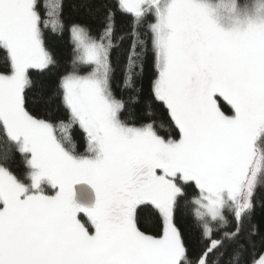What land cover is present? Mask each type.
<instances>
[{
	"label": "snow or ice",
	"instance_id": "1",
	"mask_svg": "<svg viewBox=\"0 0 264 264\" xmlns=\"http://www.w3.org/2000/svg\"><path fill=\"white\" fill-rule=\"evenodd\" d=\"M98 11L99 32L68 29L73 58L56 89L66 122L54 123L27 96L33 72L56 67L45 29L55 17L63 33L62 0H0V264H254L249 250L264 244L253 219L264 187V0H104ZM120 16L131 18L122 86L135 92L149 55L156 68L140 114L113 90ZM165 122L175 138L161 134ZM73 125L83 153L66 135ZM17 154L25 178L10 166Z\"/></svg>",
	"mask_w": 264,
	"mask_h": 264
},
{
	"label": "trees",
	"instance_id": "2",
	"mask_svg": "<svg viewBox=\"0 0 264 264\" xmlns=\"http://www.w3.org/2000/svg\"><path fill=\"white\" fill-rule=\"evenodd\" d=\"M46 2H57V0H46ZM103 2L104 0H62L63 12L61 19L64 24L63 33L61 34L59 22L55 17L50 22L51 26L45 29L46 46L57 61L56 67L51 71L43 73L34 71V86L28 92L27 96V107L34 115L40 118H46L54 123H59L61 120H65L66 122V112L59 97L56 96V89L60 75L71 68L73 47L68 29L73 23L78 22L89 25L94 34L99 32L101 27V13L98 9ZM151 22H153V18L149 17L140 28V31L145 33V35L148 34V27ZM130 29V17L120 16L117 18V35L124 34L126 38L112 52L111 58L115 65L113 90L119 98L129 99L130 112L140 114L146 98L151 95V87L155 79L156 68L153 57L149 55L145 60L143 72L136 79L135 92L127 90L122 86L125 76L127 50L131 41V36L128 35ZM4 56L3 50H0V71H3L5 67ZM136 95L140 97L141 103H132L131 98ZM160 131L162 135L176 137V130L173 127H169L166 122ZM66 135L71 143L75 145L78 152H85L86 142L83 132L78 126H70ZM10 166L15 174L21 178L27 176L29 170L21 155L17 154L13 161H11ZM45 191L48 194H53L54 192L49 187H46ZM255 204L254 223L258 226L264 225V187L257 189L255 193ZM145 223L151 232L155 234L157 230L153 227V218L148 214H146ZM181 224L188 234L190 244L198 251L197 234L191 218L185 215L181 219ZM263 254L264 244H261L259 238H257L255 248L249 250L248 259L255 263ZM221 264H224L223 258L221 259Z\"/></svg>",
	"mask_w": 264,
	"mask_h": 264
},
{
	"label": "water",
	"instance_id": "3",
	"mask_svg": "<svg viewBox=\"0 0 264 264\" xmlns=\"http://www.w3.org/2000/svg\"><path fill=\"white\" fill-rule=\"evenodd\" d=\"M77 191V199L79 202L88 206L94 203V195L91 193V190L87 188V186H79Z\"/></svg>",
	"mask_w": 264,
	"mask_h": 264
},
{
	"label": "rangeland",
	"instance_id": "4",
	"mask_svg": "<svg viewBox=\"0 0 264 264\" xmlns=\"http://www.w3.org/2000/svg\"><path fill=\"white\" fill-rule=\"evenodd\" d=\"M86 219V218H85ZM261 259H264V254L259 258V259H257V261L254 263V264H260V260Z\"/></svg>",
	"mask_w": 264,
	"mask_h": 264
}]
</instances>
